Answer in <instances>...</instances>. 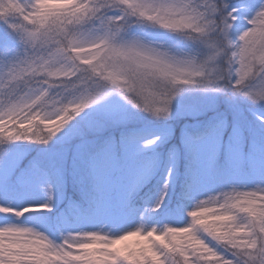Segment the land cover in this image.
Listing matches in <instances>:
<instances>
[{
	"label": "snow or ice",
	"instance_id": "6c2138e0",
	"mask_svg": "<svg viewBox=\"0 0 264 264\" xmlns=\"http://www.w3.org/2000/svg\"><path fill=\"white\" fill-rule=\"evenodd\" d=\"M0 264H264V0H0Z\"/></svg>",
	"mask_w": 264,
	"mask_h": 264
}]
</instances>
